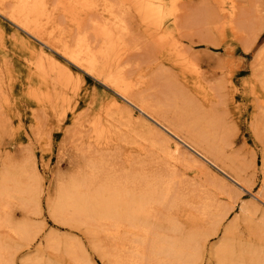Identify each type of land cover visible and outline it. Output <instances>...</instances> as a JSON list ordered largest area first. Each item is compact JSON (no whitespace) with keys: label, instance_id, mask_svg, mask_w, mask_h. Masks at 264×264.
I'll return each instance as SVG.
<instances>
[{"label":"rangeland","instance_id":"1","mask_svg":"<svg viewBox=\"0 0 264 264\" xmlns=\"http://www.w3.org/2000/svg\"><path fill=\"white\" fill-rule=\"evenodd\" d=\"M92 1L101 8L99 1ZM207 1L213 0H187L192 2L194 19L200 20L202 6ZM214 1L216 6L225 2L226 10L233 4L231 0ZM60 2L50 0L51 8L59 10L56 13L58 28L76 34V28L65 15L68 4L64 7ZM166 2L174 5L176 0ZM237 2L244 11L251 10L250 5L256 3L263 5L264 10V0ZM10 9L7 5V11ZM123 13L129 29L127 56L125 54L121 61L126 74L134 83L141 84V96L151 105V112L159 110L161 115L155 112L153 117L160 115V119L174 123L194 145L199 146L196 143L199 137H217L214 119L222 120L225 136L218 137L225 140L226 152L217 162L219 167L176 139L138 107L124 101L102 80L85 74L48 43L28 34L0 13V179L12 172L24 186L28 183L42 190L38 199L0 196V249L5 257L2 264H112L114 257L126 264L125 257L130 255L126 243L134 236L111 231L104 225L75 222L69 216L54 217L49 203L58 200L61 188L71 178L91 175L94 164L100 169L98 181L102 182L125 181L126 176L136 174H167L168 158L162 155L166 150L163 139L169 141L168 145L179 142L185 147L187 159L191 157L195 161L192 165L177 164L179 182L176 180V185H181L176 187L177 192L174 189L171 198L178 196L183 188L186 190L183 194L193 195L192 199L202 192L207 193V197L215 196L224 210L233 207L226 225L236 224L237 238L244 243L252 240L254 245L264 244V234L258 238L252 234L256 225L264 223V202L259 196L263 191L264 151L260 136L251 128L256 120H251L256 110V93L264 97V75L259 74L264 66V33L257 47L245 52L236 35L244 30L233 31L226 22L218 26L220 32L212 26L201 25L198 20L192 21L193 18L178 29L171 23L156 26L142 8L134 5L124 8ZM86 17L82 31L90 30L93 34L89 20L91 17L99 19V16ZM178 38L181 44L177 49H182L181 55L172 47ZM204 41L224 42V46L216 48ZM42 56L52 57L55 64ZM41 61L47 74L36 70L35 66ZM61 67L67 68L68 73ZM116 106L128 113L122 116ZM128 114L135 117L133 123ZM96 125L101 131L97 135ZM154 129L158 134L149 131ZM211 140L208 139L210 146L213 145ZM231 142L233 145L227 146ZM198 148L206 154L207 148ZM253 159L257 173L254 176L253 168H249ZM232 176L246 184L255 181L254 187L243 188ZM127 185L133 187V184ZM9 189H13V185H9ZM178 201L181 209L170 210L169 205L162 211L175 216L178 213L175 219L184 223L190 207L184 208ZM23 223L30 225L32 241L29 236L11 233L15 226ZM221 237L212 240L209 249ZM28 241L30 248L26 245Z\"/></svg>","mask_w":264,"mask_h":264},{"label":"bare ground","instance_id":"2","mask_svg":"<svg viewBox=\"0 0 264 264\" xmlns=\"http://www.w3.org/2000/svg\"><path fill=\"white\" fill-rule=\"evenodd\" d=\"M97 1L101 4V8L96 5V1L92 0H61V6L64 5L66 7L68 4L65 15L72 23V27L76 28V34L72 30L70 32L67 31V33L64 32V29V31L59 30L56 19L58 8H51L50 0H0V13L8 16L16 26L28 34L35 36L39 40L41 39L44 43H48L52 49L56 50L63 58L85 74L102 80L120 95L124 101L138 107L140 111L149 115L176 139L218 166V160L221 161L226 152L225 140L223 137H218L225 136L226 129L223 121L219 118L214 119L217 137L209 138L205 134L206 138L199 137L198 140L200 141L196 142L200 147L207 148L205 154L203 150L198 148L199 146L185 139L183 131L177 128L174 123H168L167 120L160 119L159 110L155 111L160 114L158 116L157 113L158 118L153 117L155 112H151V105L141 96V84L138 82L134 83L126 74V68L122 67L121 64L127 50L126 39L129 31L127 21L124 18V8L130 7V5L137 6L143 9L147 18L152 20L156 26L163 27L171 23V26L181 29L183 24L188 22V19L193 18L192 21L198 20L197 18L194 19L195 12L192 10L194 9L192 2L176 0L174 5H170L166 0H128L126 3L113 2L112 0ZM231 1L233 4L229 10H226L225 2H223V5L219 1L222 5L216 6L217 3L214 0L207 1L202 6V16L200 15L198 23L203 26H212L217 32L219 31L218 26L224 22L229 23L230 29L233 31L241 28L244 33L237 32L236 35L241 40L244 51L252 52L257 47L264 33V10L261 9L263 5H258L255 2L256 4L250 5L251 10L244 11V8H239L237 0ZM7 5L8 7L10 6V11H7ZM90 14L99 16L97 17L99 19L91 17V20H89L92 22L93 34L89 33L90 30L86 33L82 31V25L86 22L85 19H88L86 16ZM57 30H59L58 34L56 33ZM54 33L57 35H54ZM177 40L172 47L175 49L176 54L181 55L182 49L178 50L181 41L179 38ZM204 42L211 43L216 48L224 46V42ZM42 57L55 64L52 57ZM42 60L44 61V59ZM125 60H123V63ZM35 67L41 74H47L42 61L41 64ZM61 69L63 72L68 73L67 68L61 67ZM259 74L264 75V66L259 70ZM262 89L264 91V86ZM256 96H258L255 98L257 103L254 104L256 110L251 117V120H256L251 124V128L255 130V134L258 137L260 136L258 139L264 151V97L259 95V93H256ZM116 109L121 110L122 116L128 113H124L122 107L116 106ZM163 114L165 113L162 111V116ZM127 116L131 119V122L135 118L130 114ZM114 124L116 125V123ZM99 129L100 127L97 125L94 127L96 135L101 132ZM149 131L158 134L155 129ZM208 139H212V146L209 145ZM163 140L165 141L166 150L163 149L165 154H161L168 158V162H166L168 167L165 164L168 168L166 170L167 174H158L159 176L136 174L130 177L126 176L124 178L125 181L107 180L102 182L98 181L100 169L97 164H94L91 166V175L75 176L71 178L67 185L61 188L58 200L49 203L51 214L54 217L69 216L75 222L82 221L91 225H104L109 227L111 231L117 230L118 232L134 236L131 240L129 238V243L124 240L128 247L127 251L130 253V255L125 257L126 264H264V244L254 245L252 240L244 243L240 238H237L236 229L238 228L235 226L236 224L226 225L233 207L230 209L225 208L226 210H224L218 205L215 196L207 197L208 194L205 192H200V195H195V198L192 199L193 195L189 197V194H183L186 191L184 188L178 191V196H181L179 195L180 192L182 193L180 200L176 195V198L173 197L175 199L171 198V195H174L172 193L181 185V183L178 184L179 187L176 185V180H178L177 164L186 162L192 165L195 164V161L191 157L187 159L185 147L179 142L173 141V144L170 143L168 145L169 141ZM230 145L232 146L233 142L227 146ZM255 167L256 161L253 159L249 164V168L254 170L253 176L257 174ZM37 170L34 164L33 171L35 176L38 175ZM261 172L263 174V191L260 192L259 196L264 202V154ZM232 177L243 188L251 189L252 186L254 187L255 181L251 180L250 183L246 184V181L239 177ZM0 182V196L3 197L38 199L42 194L40 186L35 187L28 183L24 186L19 176L12 172L2 175ZM128 183L133 184V187H129ZM9 185H13V189L10 190ZM170 199L174 200L172 204H170ZM177 201L184 205V208L190 207V210L188 209V212H186V221L184 223L181 220L178 221V218L175 219L179 215L178 213L175 216L169 212L166 213L167 210L162 211L165 208L167 209L169 205L170 210L173 208L181 209V207H178ZM242 209L244 208L242 207ZM183 210L180 211L184 212ZM11 233L20 237L29 236V239L32 236L31 228L28 224L15 226ZM252 234L256 238L262 237L264 234V223L256 225ZM219 235H222L220 241L209 249L210 242L218 238ZM35 239H33L34 242L36 241ZM124 242L123 244H125ZM28 244L29 241L26 244L27 247L31 245ZM1 252L0 249V259L2 258L0 264L5 259ZM114 258L112 264H123L119 257Z\"/></svg>","mask_w":264,"mask_h":264}]
</instances>
